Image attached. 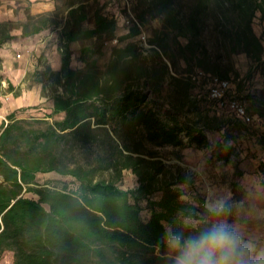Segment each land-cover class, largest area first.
Instances as JSON below:
<instances>
[{"label": "trees", "instance_id": "trees-1", "mask_svg": "<svg viewBox=\"0 0 264 264\" xmlns=\"http://www.w3.org/2000/svg\"><path fill=\"white\" fill-rule=\"evenodd\" d=\"M89 2H70L63 18L28 10L25 21L0 20V48L53 27L61 53L60 68L43 72L51 109L42 118L13 112L0 126V260L11 253L12 264H174L169 233L198 234L211 226V214L204 197H186L188 174L168 165L159 148H207L213 160L244 174L235 132L250 124L203 116L191 74L201 69L237 80L235 96L261 120L264 145V85H247L254 75L264 80V29L254 25L259 13L264 19V0H132L141 25L150 17L161 21L148 38L152 47L145 52L131 39L141 32L133 24L104 64L116 11L106 10L108 0ZM75 42L82 43L81 67L73 66ZM240 53L253 66L244 77L232 62ZM166 81L168 107L161 98ZM32 110L42 108L25 114ZM184 112L198 119L183 120ZM207 130L220 135L212 141ZM125 171L136 175L135 188L121 186ZM53 172L71 177L75 187L39 183V174Z\"/></svg>", "mask_w": 264, "mask_h": 264}, {"label": "rangeland", "instance_id": "rangeland-1", "mask_svg": "<svg viewBox=\"0 0 264 264\" xmlns=\"http://www.w3.org/2000/svg\"><path fill=\"white\" fill-rule=\"evenodd\" d=\"M74 0H0V20H14L25 21L27 19V11L30 10L34 14L44 12L59 11V17L65 16V8L67 4ZM80 1V0H75ZM90 4L94 3L90 0ZM107 11H116L117 16V29L116 37L105 44L106 54L100 58V63L104 64L115 45L124 44L126 41H118V37L129 32L132 23H127L128 10L123 3L115 5L114 2L108 0ZM133 12V11H132ZM134 13V12H133ZM91 15L93 11L91 10ZM135 15V14H134ZM86 25L93 26V18ZM161 21L159 18H149L145 24H142L143 30L146 31L148 37L152 34V29L159 27ZM255 28L258 33L264 29V19L261 18L259 13L255 19ZM53 28V27H52ZM58 30H53L54 35L50 36L49 41L43 39L39 41H24V38H17L13 41L7 42L1 48L5 49L3 54H0V72L6 71L7 64L11 68H23L22 63L27 62V71L33 73L32 76L38 75V78H43V67L38 71L39 74L34 73L37 63H41L43 57H47L46 51L51 49L55 51V57H59L60 50L58 49L57 41L54 39ZM18 36H21V30L15 29L13 31ZM136 41L140 46L139 34L131 38ZM41 42L43 44H41ZM46 42V44H44ZM73 45V66L81 67L83 62L79 60L80 48L82 43L75 42ZM212 51H215L213 45L210 43ZM142 48V46H140ZM46 48V50H44ZM29 54L26 57L24 52ZM20 54V56H18ZM10 55V56H7ZM25 59V60H24ZM48 59V57H47ZM232 62L236 69H238L240 76L244 77L249 71L253 70V66L247 56L243 53L234 54ZM184 63L180 62V67ZM9 69V68H8ZM197 70V69H196ZM256 74V73H254ZM1 80L4 84L0 83V92L9 87V78L2 74ZM40 75V76H39ZM25 80L28 85H32L35 79L30 77L29 73L20 78L19 81ZM232 91L236 94L237 80L232 79ZM202 83V82H201ZM198 86L193 90V97L200 99V108L202 115L217 116L222 119H229L232 116L225 110H219L215 107L214 103L208 98L207 88ZM247 85L251 89L258 90L264 85L262 77L254 75L249 80ZM48 94L51 88L48 86ZM168 81L164 82L162 87V99H164L166 106L168 103ZM44 93V91H43ZM44 100L39 106L42 110H32L30 113L23 117L27 118H42L44 113L49 110V105ZM244 103L249 107V101L245 100ZM0 105L2 102L0 101ZM47 109V110H45ZM198 114L195 112H187L181 115L183 120L196 121ZM59 118V117H58ZM262 122L256 117L255 121L249 126H245L241 131H236L238 150L240 152L239 166L244 171L243 175H238L233 163H224L215 161L211 158V151L207 148H198L196 146H181L173 147L166 146L159 148L160 156L168 165H179L183 171L188 174L190 185L185 184L182 187L187 190L186 197L191 200H198L204 197L205 204L219 199L227 201L228 213L226 216L227 223L237 231L242 239L247 242L254 250L251 252L252 257L260 254L261 259L255 261V264H264V172L260 171V164L264 162V145L259 141V133H261ZM209 138L213 141L219 137L220 133L207 130ZM187 141V138L185 139ZM38 181L41 184L49 183L50 185L58 184L60 187L68 184L69 188L75 187V183L69 176H61L57 173H43L38 175ZM138 185V179L131 171H125L124 177L121 181V186L125 189L135 188ZM28 196L37 198L34 193H27ZM143 217L149 218V211L142 212ZM0 264H12V254L7 253L0 260Z\"/></svg>", "mask_w": 264, "mask_h": 264}, {"label": "clouds", "instance_id": "clouds-1", "mask_svg": "<svg viewBox=\"0 0 264 264\" xmlns=\"http://www.w3.org/2000/svg\"><path fill=\"white\" fill-rule=\"evenodd\" d=\"M210 227L188 235L170 232L167 248L176 253L174 264H255L254 250L241 235L227 223V201L219 199L207 204ZM183 223V221H181Z\"/></svg>", "mask_w": 264, "mask_h": 264}, {"label": "crops", "instance_id": "crops-1", "mask_svg": "<svg viewBox=\"0 0 264 264\" xmlns=\"http://www.w3.org/2000/svg\"><path fill=\"white\" fill-rule=\"evenodd\" d=\"M53 28H46L43 31H41L38 34H35L34 36L30 37H24V41H39L41 39L45 38V41L50 40V36L53 33ZM50 34V36H49ZM21 38V37H20ZM54 39L57 41L58 44V31L57 35H55ZM46 42L44 44H46ZM41 44H43L41 42ZM73 48V45H72ZM59 49V48H58ZM46 50V48H44ZM5 49L0 48V54H3ZM29 54L27 51L23 53V55L26 57V55ZM47 57H43L41 63H37L35 67V74H39V69L43 67V72L46 70L47 66H51L53 70H57L60 68L61 65V53L59 54V57H55V51L54 50H47L46 51ZM10 56V55H7ZM25 60V59H24ZM23 68H11L9 64L6 66V71L0 72V83L4 84V80H1L2 74L6 75L9 78V87L8 89H4L2 92H0V101L2 102V105H0V126L3 124L4 121H8L7 117L10 113L15 112L18 117L25 116V111L28 107L44 104L42 103L44 100H46V104L49 105V109H51L53 100L51 93L48 94V85H45L44 89V82L42 81L41 77L38 78V75L32 76L33 73L30 71H27V68L24 66H27V62L22 63ZM9 68V69H8ZM29 73V78L32 77L35 79L34 84L28 85L25 80L22 82L19 81V79L24 78L25 75ZM40 76V75H39ZM1 88V87H0ZM44 91V93H43ZM1 180V177H0Z\"/></svg>", "mask_w": 264, "mask_h": 264}, {"label": "built area", "instance_id": "built-area-1", "mask_svg": "<svg viewBox=\"0 0 264 264\" xmlns=\"http://www.w3.org/2000/svg\"><path fill=\"white\" fill-rule=\"evenodd\" d=\"M112 2L119 1L123 3L125 8L128 10L127 23L138 24L141 28L139 33L140 46L147 52L152 45L148 42V35L139 20L135 17L132 12V0H111ZM20 56V54H18ZM193 80L197 83L206 82L208 98L214 103L215 107L219 110H225L230 113L232 117L241 119L246 124H252L256 116L250 113L248 107L241 99L235 96L232 91V82L229 78H222L216 74L207 73L201 69L196 70L191 74Z\"/></svg>", "mask_w": 264, "mask_h": 264}, {"label": "water", "instance_id": "water-1", "mask_svg": "<svg viewBox=\"0 0 264 264\" xmlns=\"http://www.w3.org/2000/svg\"><path fill=\"white\" fill-rule=\"evenodd\" d=\"M1 181V180H0Z\"/></svg>", "mask_w": 264, "mask_h": 264}]
</instances>
